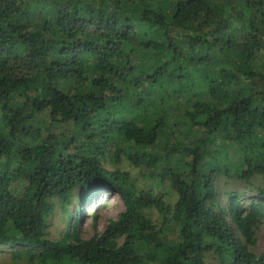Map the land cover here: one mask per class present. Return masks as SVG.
I'll use <instances>...</instances> for the list:
<instances>
[{"label":"trees","instance_id":"16d2710c","mask_svg":"<svg viewBox=\"0 0 264 264\" xmlns=\"http://www.w3.org/2000/svg\"><path fill=\"white\" fill-rule=\"evenodd\" d=\"M124 161L152 184L106 166ZM222 175L264 176V0H0V247L29 264H264V189L224 205ZM105 190L125 210L103 233L85 239L77 212L47 237L55 199Z\"/></svg>","mask_w":264,"mask_h":264},{"label":"rangeland","instance_id":"374dc122","mask_svg":"<svg viewBox=\"0 0 264 264\" xmlns=\"http://www.w3.org/2000/svg\"><path fill=\"white\" fill-rule=\"evenodd\" d=\"M108 168L116 167L131 173L136 180L138 188H148L152 184V180L145 178L146 170L132 168L126 161L119 165L107 163ZM219 193L221 201L224 205L228 203V198L232 194L238 193L242 197L244 203L250 202L252 199H258V186L264 189V176H258L251 181L245 183L230 179L225 175L218 177ZM21 185H17L18 190H22ZM163 191H166V200L173 204L176 201L175 193L165 185L162 186ZM54 208L49 216L47 225V237L51 240H60L64 238L68 229L72 224L73 217L77 212L80 214L79 230L85 239H90L96 234H101L106 229L111 220H117L121 212L125 210V205L119 194L114 191L105 190L95 192L91 195L84 192H79L72 196L69 203L62 205L61 201L55 199L53 201ZM146 216L150 218L156 225L160 223V215L156 209L145 210ZM239 235V233H237ZM257 245L252 250L256 253L262 252L264 248V219L256 231ZM20 248L18 246H1L0 247V264H29L24 259H17L14 252ZM208 264L210 261L208 260ZM212 264V263H211Z\"/></svg>","mask_w":264,"mask_h":264}]
</instances>
